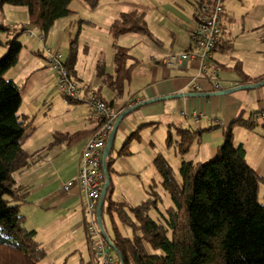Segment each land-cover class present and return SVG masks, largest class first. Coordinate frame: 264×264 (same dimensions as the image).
I'll use <instances>...</instances> for the list:
<instances>
[{"label": "trees", "instance_id": "obj_1", "mask_svg": "<svg viewBox=\"0 0 264 264\" xmlns=\"http://www.w3.org/2000/svg\"><path fill=\"white\" fill-rule=\"evenodd\" d=\"M73 1L0 0V10L4 5L27 10V22L5 42L7 52L0 57V264H42L46 258L45 249L35 239V232L24 227L25 219L20 213V206L28 201L29 190L17 185L15 174L34 164L38 155L27 153L22 146L21 140L30 121L27 115L19 113L21 89L13 81L6 80L4 75L18 63L23 46L17 38L27 30V26L37 29L46 42L56 22L74 14L70 9ZM81 1L91 10L99 4V0ZM193 1L189 0L191 5H194ZM217 2L199 0L200 4L209 6ZM2 30L8 31L9 28ZM109 34L114 70L108 76V83L115 97L120 98L130 80L133 65H127L130 58L128 49L119 46L117 40L127 34L149 38L152 35L144 13L138 10L120 13L111 22ZM262 35L264 39V24ZM226 43L223 41L215 51L229 49ZM74 45L75 40L70 42L64 64L70 77L74 76ZM37 54L42 55V51ZM234 67L240 72L242 85L264 81V73L255 78L243 75L239 61ZM63 97L69 103L79 104ZM235 125L254 129L257 122L253 116L232 120L223 130V142L214 157L204 162H181L178 170L180 180L175 178L173 169L161 155L155 158L154 166L162 179L161 185L171 200V206L164 212L158 209L161 198L153 190L146 201L132 207L113 202L110 198L112 183L109 185L102 216L106 213L109 217L110 235L103 221L102 225L123 264H264V206L258 202L259 185L264 184V179L248 165L244 148L234 146ZM206 131L191 132L178 127V141L173 145L169 132L166 145H173L183 158ZM87 133H76L70 138ZM53 137L64 140L67 136L54 133ZM131 137L135 134L128 137L124 147ZM107 170L110 173V161L107 162ZM151 210L158 212V222L149 216ZM119 224L130 228L132 236L122 235ZM168 232L172 233L171 238ZM146 246L161 253L150 254ZM79 264L98 262L90 252V260Z\"/></svg>", "mask_w": 264, "mask_h": 264}, {"label": "crops", "instance_id": "obj_2", "mask_svg": "<svg viewBox=\"0 0 264 264\" xmlns=\"http://www.w3.org/2000/svg\"><path fill=\"white\" fill-rule=\"evenodd\" d=\"M184 1L192 6L189 0H174L171 1V3L179 13L187 15V8ZM156 2L158 3V0H156ZM124 8L126 9L121 8L115 11V13L110 12L108 19L112 22L120 13L138 10L144 13L146 21V7L140 6L133 8L124 6ZM71 10L74 12L72 16L76 15L77 11L75 9ZM71 19H69V17L63 18V20L60 19L56 22L54 28H56V25H62V27L64 25L71 26ZM192 24L193 15H191L188 25L183 26L175 21V24H173L174 29L169 32L170 48L165 50L164 53L154 52L156 54L154 57L155 59L154 61H152V59L148 62V67L146 71L143 72L146 77L141 80V82L135 81L137 75L133 76V71L135 66L139 65V60H135V62L130 64L133 65L131 77L128 84L125 85L124 92L120 98L115 97V93L108 83V76L113 74L114 67L110 74L106 73L102 68H99L97 71V75L100 77L101 81L99 87L95 85L92 86V83L87 85L91 88L93 87L92 89H94L106 103L109 104L113 102L112 106L118 111L120 110L121 113L138 104L153 99L179 94H210L242 85V80L236 72L235 75L229 73L225 75V80H221L222 84L220 81V90L214 91L212 82L204 78L196 62L188 61L183 64H174L172 66L163 63L167 56L176 55L173 51L176 45L181 53L185 50L184 46H186L188 42L187 32ZM151 35L152 37L150 40L156 42L159 47H162L161 42L157 41L152 33ZM55 36L57 37L49 35L47 39V41H49L48 45L55 50L59 46L64 47L66 43L64 40V33L58 31ZM28 48L31 55L38 59V62L27 58L24 62V67L39 63V66L41 65L43 68H49L48 65H46L43 54H37L39 50L41 51V44L37 40L32 39ZM67 48L69 51V45ZM124 48L129 51V48ZM214 53H216V51ZM66 59L64 64L66 63ZM216 59L218 61H216ZM211 60V68L229 69L226 63L223 62L221 56H214V54H212ZM257 65L258 67L260 66L259 63ZM246 74L251 78L260 76L252 73L251 69L246 70ZM73 75L76 76L75 70ZM11 81H13V79ZM195 86H199L198 91L195 90ZM263 86L264 85L251 90H240L248 92L236 91L218 97H185L181 99L157 101L134 110L119 124L112 138L110 153L106 159V163L108 161L111 162V171L109 173L110 184L112 183L111 200L115 203H124L132 207L146 201L151 191L150 186L152 184L156 186V183L159 182V177L156 174L158 172L154 166V160L158 155H161L167 161L173 171L179 170L182 158L177 154L173 146L174 142L178 141L179 136H177V134L173 135V129L175 133L178 127L191 132L207 130L201 135L200 141L194 143L198 145L197 147H204V153H209L210 156L222 144L223 130L232 120L238 117L248 119L250 116H253L254 120L257 122L254 129L235 125L233 127V144L234 146L241 145L244 148L248 165L258 176L264 179V124L262 123L264 119L258 117L259 114L264 113ZM102 87L110 90L111 101H107L103 98L101 94ZM127 88L128 92L126 98L128 100H125L124 95ZM54 89H56L55 79L45 87L44 92L51 93ZM249 91L254 92L250 94ZM123 100L125 101L122 102ZM40 102L45 103L44 97H41ZM254 104L257 105L258 110L250 112L248 116L245 117V107H250ZM149 105L159 106L158 110L160 109V115L158 120L163 124L166 130L164 131V138L158 142L159 145L157 146L151 140L149 131L153 128H158V123L154 121L156 120L155 117L158 115H156L155 110L146 108V106ZM27 106L30 113L36 110V106L33 103H28ZM83 108L82 115L84 116V120H82V124L80 123L81 125L76 123L74 125L66 124L60 127V129H46L45 131H40V133L34 132L35 128L33 131L34 133L30 137L32 139V150L29 154H36L38 157L36 156L37 158L34 164L19 170L15 174L17 185L26 187L29 190L27 203L20 206V213L25 219L24 227L29 231L35 232V239L41 243L46 251L45 260L49 261L47 262L48 264H52L53 259L63 262L73 259V264H79L81 261H85L82 251L84 244L89 252L84 214V194L76 188H72L68 192L62 189L64 183L76 177L82 151L90 137L91 125L85 107ZM170 110L172 112L171 114ZM195 111L199 113L197 119L193 117V112ZM172 115L179 116L180 119L183 117L182 119H184V122H181L182 119L179 121V118L172 117ZM78 125L80 126L77 127ZM80 132L89 133L83 134L81 137L75 139L70 138V136ZM169 132L173 143L170 147L166 145V138ZM54 133L65 134L67 137H65L66 139L64 140L55 139L53 137ZM134 134L135 137H131L124 147L128 137ZM192 146L190 150L193 151ZM192 151L191 153L193 155ZM121 158L125 160L123 167L117 165V162L121 160ZM190 162H195V159L190 160ZM106 203L104 199V205ZM102 221L104 223V220Z\"/></svg>", "mask_w": 264, "mask_h": 264}, {"label": "rangeland", "instance_id": "obj_3", "mask_svg": "<svg viewBox=\"0 0 264 264\" xmlns=\"http://www.w3.org/2000/svg\"><path fill=\"white\" fill-rule=\"evenodd\" d=\"M99 1L98 7L91 10L83 1L74 0L70 4V8L75 9L77 13L72 16V19L71 16L69 17V19L72 20L71 26L64 25L62 27V25H56V28L53 27L50 32V35H53V37H57L55 35L58 31L64 33V40L66 42L64 47L59 46L56 50L53 49L54 52L61 55L62 63L65 62V59L69 54L67 48L68 45L70 48L69 41L75 40L74 53L76 59L74 70L76 71V76H72L71 79L77 86L92 83V86L95 85L99 87L101 85L100 77L97 75L99 68H102L106 73H112V41L108 32L111 22L110 19H108L110 12L115 13V11H118L121 8L126 9L124 6L133 8L140 6L146 7V21L148 27L153 34V37L162 44V47H159V45L150 40L149 37L138 34H127L118 39L117 43L119 45L129 48L128 54L130 58L127 60V65L132 64L135 60H139V65L135 66L133 71V76L137 75V78L135 79L136 82H141V80L146 77L143 72L146 71L148 62L152 59V61H154V57L156 56L154 52L164 53L165 50L170 48L171 43L169 32L174 29L173 24H175V21L183 26L188 25L192 15V6L185 1L187 15L179 13L173 7L171 1L174 0H158L159 5L156 0ZM221 6L223 7V12L220 17V23L223 31V41L227 42L226 47L229 49L224 48L213 54L214 56H221L223 62L226 63L229 69H215L214 67L211 69L216 72L220 81L225 80L226 74L230 73L235 75V72H238L234 66L236 60H239L243 75H248L246 74V70L248 69H251L252 73H255L256 75H262L264 73V39L262 35V26L264 24V0H222ZM26 21L27 10L25 7L4 5L0 10V57L4 56L7 52L5 42L9 38H12L14 33H18L20 25L25 24ZM3 28H9V30H2ZM27 29L31 30V32L34 33V36L40 35L39 31L33 27L27 26ZM32 39L36 40V38L29 37L25 32L17 38V41L23 46L18 63L4 75L6 80L13 79V82L21 89V107L19 113L27 115L30 121V126L25 131L21 140L22 146L27 153H30L32 150V139L30 137L34 132L40 133V131H45L46 129H60V127L66 124H82V120H84V116L82 115V110L84 109L83 104L68 103L57 89H54L51 93L44 92L45 87L53 79L56 80L57 77V74L52 71L51 68H43L41 65L39 66V63L24 67V62L27 58L38 62V59L31 55L28 48ZM46 44H49V41H47ZM177 48L178 46L176 45L173 51L174 54L179 55L181 54V51ZM216 61L218 60L216 59ZM258 63L260 68L257 65ZM239 73L240 72L237 73L238 76H240ZM262 88L264 89V86ZM127 92L128 88L124 95L125 100H128L126 98ZM249 92L250 94H253L254 91ZM101 94L104 99L111 101V92L109 89L102 87ZM41 97H44L45 103L40 102ZM28 103H33L36 106V110H34L33 113L29 112L27 106ZM151 106L154 105L146 106V108L155 110L156 115L158 116L155 117L156 120L154 121L158 123V128H153L149 132L151 140L157 146L159 145L158 142L164 138V131L166 130L163 124L158 120L160 115V109L158 110L159 106ZM245 110V117H247L250 112L258 110V107L254 104L250 107H245ZM171 113L170 110V114ZM172 117L179 118V121L183 118L180 119L179 116L174 115H172ZM183 120L184 119H182L181 122H184ZM262 123L264 124V122ZM172 133L173 135L176 134L174 129L172 130ZM197 146L196 143H193V151L189 149L188 153L182 158V161L195 159L194 163L198 161L204 162L214 157L217 152V150H215L214 153L209 156V153H204V147ZM191 151L193 152V155ZM124 163L125 160L121 158V160L117 162V165L123 167ZM156 174L159 177V182L156 183V186L152 184L150 188L160 196L161 201L158 204V209L164 212L169 206H171V200L161 185L162 179L160 175L158 173ZM174 176L177 180H180L178 170L174 171ZM259 186L258 202L260 205L264 206V185L260 184ZM149 216L154 221L158 222L160 220L159 214L156 210H151ZM85 219L87 220L86 214ZM103 220L107 233L110 235L111 224L106 213L103 214ZM119 229L122 235L126 237L132 236L130 228L119 224ZM168 237H172L171 232H168ZM82 248L85 261L90 260V254L86 245L84 244ZM146 249L150 254L161 253L159 250L154 251L148 246H146ZM72 260L73 259H69L66 262H63L53 259L52 264H73ZM47 262L49 261L44 260L42 264H46Z\"/></svg>", "mask_w": 264, "mask_h": 264}, {"label": "built area", "instance_id": "obj_4", "mask_svg": "<svg viewBox=\"0 0 264 264\" xmlns=\"http://www.w3.org/2000/svg\"><path fill=\"white\" fill-rule=\"evenodd\" d=\"M221 1L218 0L214 6L200 4L199 0L193 1V24L187 32L188 42L184 46L185 50L179 55H169L163 61L165 65L170 66L183 64L188 61L196 62L204 78L212 82L214 91L221 88L216 72L210 67L212 54L217 46L223 42L220 25V17L223 12ZM25 34L31 38H36L41 44V51L46 65L57 74L55 87L60 94L79 104H83L85 107L91 125L90 137L82 151L76 177L64 183L62 189L68 192L72 188H76L84 194L88 247L98 264H119L117 255H115L112 247L105 241L98 230L96 211L105 184V177L102 171V153L114 122L121 114V111L106 103L90 86H77L69 76L64 63L61 62V55L54 52L41 35L34 36V33L28 29ZM194 88L196 91L199 90V86ZM198 116V112H193L195 119ZM258 117L264 119V113L259 114Z\"/></svg>", "mask_w": 264, "mask_h": 264}, {"label": "water", "instance_id": "obj_5", "mask_svg": "<svg viewBox=\"0 0 264 264\" xmlns=\"http://www.w3.org/2000/svg\"><path fill=\"white\" fill-rule=\"evenodd\" d=\"M262 85H264V81L259 82L257 84H247V85H243V86H235V87H233L231 89H228V90H220V91L213 92V93H210V94H183V95L179 94V95L166 96V97H163V98L153 99V100H149V101H147L145 103L138 104V105L134 106L133 108H129V109L123 111L117 117V119L115 120L114 125L112 127V130L110 132L109 138H108V140L106 142V145L104 147L103 153H102V158H101V160H102V171H103L104 177H105V184H104V187H103V190H102V193H101V197L99 199L98 206H97L96 221H97V226H98V230H99L100 234L105 239V241L112 247L114 252L117 254L120 264H123L121 255L119 254V252L116 249H114L111 241L109 240V238L104 233L103 225H102V208H103L104 199H105V196H106L107 190L109 188V184H110V179H109V173H108V170H107L106 159H107V157H108V155L110 153V149H111V145H112V138H113L114 133L116 132L119 124L123 121V119L126 116L130 115L134 110H136V109H138V108H140V107H142L144 105H147V104H150V103H154V102H157V101L174 100V99H181V98H185V97L206 98V97H209V96H214V97L225 96V95H228V94L234 93L236 91H240V90H251V89H254V88H258V87H260Z\"/></svg>", "mask_w": 264, "mask_h": 264}]
</instances>
